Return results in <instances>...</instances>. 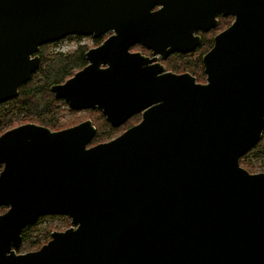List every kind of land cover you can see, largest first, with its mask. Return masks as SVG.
Masks as SVG:
<instances>
[{
	"label": "water",
	"instance_id": "obj_1",
	"mask_svg": "<svg viewBox=\"0 0 264 264\" xmlns=\"http://www.w3.org/2000/svg\"><path fill=\"white\" fill-rule=\"evenodd\" d=\"M219 16L233 20L202 57L205 82L164 71L157 59L192 52ZM107 33L49 91L113 128L140 121L91 146V120L0 135V264H264V173L239 164L264 131V0H0V104L41 45ZM44 215L71 225L17 253Z\"/></svg>",
	"mask_w": 264,
	"mask_h": 264
},
{
	"label": "trees",
	"instance_id": "obj_2",
	"mask_svg": "<svg viewBox=\"0 0 264 264\" xmlns=\"http://www.w3.org/2000/svg\"><path fill=\"white\" fill-rule=\"evenodd\" d=\"M226 20H228V18L220 17L219 24L212 31L203 34L202 42L197 47V49L194 50L193 53H197L199 49H202V51L205 52V49L211 48L212 39L216 35L214 34L215 31L219 29H221L220 31H222L223 29H225L226 27L222 29L221 26ZM99 41L100 39H96L95 42L98 43ZM44 47V45L41 46L37 53V55H39L41 59V63L38 66V69L32 74L27 83L19 87L17 97L0 104L1 125H3L4 123L8 126L11 125L14 112H17V115L19 114L18 112H28L29 116L44 121L50 126L51 129H65V127L57 125L62 114L60 104L63 103V101L55 99L52 93H50L49 89L52 85L63 83L65 80L72 77L74 73H76L86 65L84 56L86 50L85 48H83L81 49V51H78L74 55L68 57L62 55L47 56ZM175 55L179 56L180 58L187 57V55L178 53ZM197 55V59L192 62V65L187 66V68L185 67L186 69L183 71L191 74L194 70L199 69L201 71V75L204 76L201 66V57L203 55H200L199 53ZM92 113L97 116L95 121H93L92 119L94 123L91 121L96 128V132L91 142L89 143V146L106 142L115 138L123 131H125L126 127L130 126L133 122H136V120L133 119V122L131 123H128L122 127L113 128L105 120L102 114H100L99 111L94 110L92 111ZM123 128L124 130L122 131ZM248 157H253V159L256 161H264V131L259 142L239 159V164L247 165ZM6 210L7 208L0 207V214L4 213ZM57 217L63 218L64 216ZM28 229L29 227L25 228L21 232L23 240H27L29 238L27 235ZM39 242L40 241H38L36 238H31V244L40 245Z\"/></svg>",
	"mask_w": 264,
	"mask_h": 264
},
{
	"label": "rangeland",
	"instance_id": "obj_3",
	"mask_svg": "<svg viewBox=\"0 0 264 264\" xmlns=\"http://www.w3.org/2000/svg\"><path fill=\"white\" fill-rule=\"evenodd\" d=\"M232 20L233 19L231 17H229L228 20L223 22L221 28L223 29V28L227 27V25L231 24ZM220 30L221 29L216 30L214 34L219 33ZM95 41H96V39H94L93 37H83V36H78V35L69 36V37H66V38L58 41V43L51 45L49 47V50L46 52V55L52 56L49 53H52V54L55 53L57 55H62V56L68 57V56L74 55L78 51H81V49H83V48H85V50H87L89 48L90 49L93 48ZM212 43H213V40H212ZM209 49L210 48L205 49V52L202 51V49H199L197 51V53H190L189 55H187V57H184V58H180L177 55L172 56L165 63L166 69H168L174 73H181V71L185 70L187 68V66L192 65V62H194V60L197 59L198 53L200 55H204V53H206ZM184 55H186V54H184ZM202 57H201V66H202V72L204 74L203 65H202ZM183 72H185V71H183ZM191 74L196 78L197 82H199V83L205 82L206 76H205V74H204V76L201 75V71L199 69L194 70ZM60 109H62V114L60 116V120L58 121L57 125L62 126V127H68L70 125H76V124L81 123V122L86 121V120L92 121V119H93V121H95V119L97 118V116L92 113V111H94V110L72 111L67 107V105L65 103L60 104ZM100 114H101V112H100ZM28 120L29 119H26L21 114L14 115L13 120L11 122V125L8 126L5 123H4L5 125L0 124V134L4 130L13 127V125H15L17 123L28 121ZM123 130H124V128L122 129V131ZM247 162H248L247 165L243 164L240 166L242 168H244L245 170H247L249 173H262V172L264 173V161H256L253 159V157H248ZM69 227H70V220L67 218H64V217L63 218L62 217H47L46 219H43L42 221L38 222L37 224L29 227V229L27 230V235L29 238L27 240H23L18 252L20 254H23V253H27L30 251H35L38 248H40L41 245L45 244L50 239V234L52 232H60V231H63L64 229H67ZM30 237L31 238L34 237L38 241H40L39 242L40 245L31 244V238Z\"/></svg>",
	"mask_w": 264,
	"mask_h": 264
},
{
	"label": "flooded vegetation",
	"instance_id": "obj_4",
	"mask_svg": "<svg viewBox=\"0 0 264 264\" xmlns=\"http://www.w3.org/2000/svg\"><path fill=\"white\" fill-rule=\"evenodd\" d=\"M219 18H220V16L217 18L218 19V24H219ZM221 18H223V17H221ZM225 18H229V17H225ZM217 24V25H218ZM230 25V24H229ZM228 25V26H229ZM216 28V27H215ZM215 28H213V29H215ZM213 29H210L209 31H212ZM209 31H207V32H205V33H208ZM197 34L200 36V38H201V41H200V43L202 42V39H203V34H204V32H201V31H199V32H197ZM110 35V33H107V34H105V35H103L101 38H99L100 39V41L98 42V43H96L95 42V44H94V46H93V48H95V47H97L98 45H100L102 42H103V40L104 39H106L108 36ZM214 38V37H213ZM213 40V39H212ZM56 43H58V42H53V43H47V44H44V49L46 50V52L49 50V47L51 46V45H53V44H56ZM200 45V44H199ZM198 45V46H199ZM41 46H43V45H41ZM40 46V47H41ZM197 46V47H198ZM39 47V48H40ZM197 47L195 48V49H197ZM90 49V48H89ZM89 49H87L86 51H85V53L89 50ZM92 49V48H91ZM194 49V50H195ZM41 50V49H40ZM194 50L192 51V52H190V53H193L194 52ZM130 52H139V53H141L142 55H144V56H146V57H151V52H150V50H148V49H146V48H144V47H142V46H140V45H134L133 47H131L130 48ZM85 53H84V55H85ZM190 53H188V54H186V55H189ZM50 55H57V54H52V53H49ZM175 54H177V52H174V53H172V54H170V55H168L165 59H163V60H161V59H157V62L158 63H160L161 65H162V67L164 68V71H169V72H172V71H170V70H168V69H166V66H165V63L172 57V56H174ZM178 54H182V53H178ZM184 55V54H183ZM38 57H39V55H38ZM86 61V60H85ZM40 63H41V59H40V57H39V65H40ZM172 73H174V72H172ZM181 73H185V72H181ZM181 73H177V74H181ZM33 74V73H32ZM32 76V75H31ZM51 93V92H50ZM53 95V94H52ZM54 96V95H53ZM55 98V97H54ZM63 101V100H62ZM63 103H65L64 101H63ZM19 114H21V115H23L26 119H29L28 121H25V122H21V123H17V124H15V125H13V127H11V128H8V129H6V130H4L3 132H5V131H7V130H10V129H13V128H16V127H18V126H21V125H26V124H31V125H37V126H41V127H45V128H48V129H50L51 131H58V130H61V129H63V128H61V129H51L50 128V126L47 124V123H45L44 121H41L40 119H36V118H33V117H31V116H29V114H28V112L27 113H20V112H18ZM18 114V115H19ZM14 115H17V112H14ZM140 118H141V115L138 113V114H134V115H132L123 125H121L120 127H122V126H124V125H126V124H128V123H131V122H133L132 120L133 119H135L136 120V122H133L130 126H128L126 129H128V128H130L131 126H133V125H135V124H137L139 121H140ZM13 120V119H12ZM71 126H74V125H70V126H68V127H71ZM66 128V127H65ZM125 129V130H126ZM2 132V133H3ZM1 133V134H2ZM0 134V135H1ZM2 168V167H1ZM0 171H1V169H0ZM47 217H57V215H44V216H41L38 220H37V222L35 223V224H37L38 222H40V221H42L43 219H46ZM34 224V225H35ZM71 225V224H70ZM32 226V225H31ZM28 227H30V226H28ZM27 228V227H26ZM65 230V229H64ZM49 241V240H48ZM22 242H23V239H22ZM17 253H19V252H17Z\"/></svg>",
	"mask_w": 264,
	"mask_h": 264
}]
</instances>
